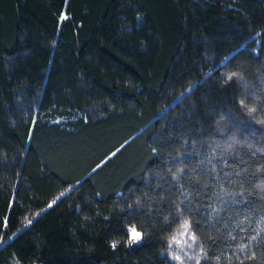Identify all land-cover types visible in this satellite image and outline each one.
Listing matches in <instances>:
<instances>
[{
  "label": "trees",
  "instance_id": "1",
  "mask_svg": "<svg viewBox=\"0 0 264 264\" xmlns=\"http://www.w3.org/2000/svg\"><path fill=\"white\" fill-rule=\"evenodd\" d=\"M0 264H264V0H0Z\"/></svg>",
  "mask_w": 264,
  "mask_h": 264
},
{
  "label": "rangeland",
  "instance_id": "2",
  "mask_svg": "<svg viewBox=\"0 0 264 264\" xmlns=\"http://www.w3.org/2000/svg\"><path fill=\"white\" fill-rule=\"evenodd\" d=\"M176 236H177L176 237V247L181 248L186 243L187 236H188V230L184 229L182 233Z\"/></svg>",
  "mask_w": 264,
  "mask_h": 264
},
{
  "label": "snow or ice",
  "instance_id": "3",
  "mask_svg": "<svg viewBox=\"0 0 264 264\" xmlns=\"http://www.w3.org/2000/svg\"><path fill=\"white\" fill-rule=\"evenodd\" d=\"M229 79H231V77H229ZM130 232L133 234V239L139 238V233L136 231V229L134 227L130 229Z\"/></svg>",
  "mask_w": 264,
  "mask_h": 264
}]
</instances>
